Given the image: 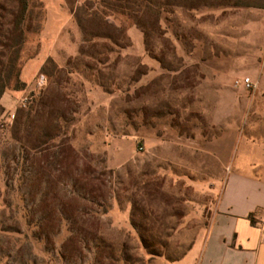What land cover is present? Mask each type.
Segmentation results:
<instances>
[{
  "label": "rangeland",
  "instance_id": "obj_1",
  "mask_svg": "<svg viewBox=\"0 0 264 264\" xmlns=\"http://www.w3.org/2000/svg\"><path fill=\"white\" fill-rule=\"evenodd\" d=\"M233 1L190 10L156 0L159 30L146 37L111 0H62L69 20L60 32L43 31L44 84L28 87L11 110L0 108V264H97L96 248L103 264H173L197 247L226 176L214 142L229 129V111L238 136L252 122L244 90L234 85L243 77H230L264 47V9ZM55 3L28 0L21 71L42 50V25ZM15 6L0 0L4 14ZM51 109L59 138L99 176L102 194L101 207H92L100 241L67 259V225L52 228L49 240L34 226L41 196L31 195L33 168L12 140L16 127L20 136L35 123L44 127L37 113ZM56 186L69 194V177ZM142 237L162 255H150Z\"/></svg>",
  "mask_w": 264,
  "mask_h": 264
},
{
  "label": "trees",
  "instance_id": "obj_2",
  "mask_svg": "<svg viewBox=\"0 0 264 264\" xmlns=\"http://www.w3.org/2000/svg\"><path fill=\"white\" fill-rule=\"evenodd\" d=\"M15 4L7 14L4 8L0 12V98L5 90L13 85L15 90H22L24 84L20 81V53L25 43L26 19L28 0H11ZM118 5L120 14L132 19L134 25L144 36L156 33L159 30V10L156 8V0H111ZM251 1V2H250ZM255 0H237L231 3L246 7H259L264 5L252 2ZM263 1L264 0H256ZM163 6L187 7L197 10L209 5V0H163ZM107 35V34H106ZM110 38L108 34L105 36ZM43 109V105L41 106ZM44 110V109H43ZM57 112V111H56ZM55 110L37 113L38 119L44 118L45 125L40 128L32 125V130H24L22 136L19 127H16L12 140L19 145L18 156L24 161L30 160L33 168V180L37 183V191L32 196H41L37 205L40 212L39 218L34 226L39 235L49 240L50 230L64 223L67 225L69 236L61 246V257L71 258L79 255L90 243L100 241L97 236V223L94 221V210L92 207H101L97 200L102 197L100 178L89 164L81 162L68 143L59 138V126L55 123L57 116ZM60 115V114H59ZM23 118L18 116V123ZM31 125V121L29 122ZM40 129V130H39ZM33 135L30 137V135ZM11 155L14 162L18 156ZM69 177L71 182L70 192L63 193L56 184ZM45 184V188L40 185ZM89 205L87 206L86 205ZM33 212V211H32ZM147 239L141 238L142 246L150 255L160 257L162 253L150 250ZM97 254V264H103L104 253L100 248ZM184 254V253H183ZM183 254L176 260L180 259ZM121 257H124L121 251ZM175 261V260H174ZM110 264V263H109Z\"/></svg>",
  "mask_w": 264,
  "mask_h": 264
},
{
  "label": "crops",
  "instance_id": "obj_3",
  "mask_svg": "<svg viewBox=\"0 0 264 264\" xmlns=\"http://www.w3.org/2000/svg\"><path fill=\"white\" fill-rule=\"evenodd\" d=\"M55 2L48 7L49 16L42 25V50L20 71L25 88L6 91L0 98L4 112L21 101L28 87L35 86V78L48 58V44L43 43L48 38L43 31L60 32L69 20L61 7L62 0ZM240 63L229 82L231 78L243 77L256 83L252 93L242 88L252 120L247 125L250 130L238 136L233 130L237 126L233 111H229L225 124L229 129L213 147L226 176L212 208L209 229L199 237L196 248L189 247L173 264H264V234L259 229L264 218V47L255 49ZM222 68L218 65L215 70L220 73ZM220 78V93H226V82Z\"/></svg>",
  "mask_w": 264,
  "mask_h": 264
},
{
  "label": "built area",
  "instance_id": "obj_4",
  "mask_svg": "<svg viewBox=\"0 0 264 264\" xmlns=\"http://www.w3.org/2000/svg\"><path fill=\"white\" fill-rule=\"evenodd\" d=\"M44 82H45V76L42 74H39L35 78V85L37 87H41L44 84ZM234 85L236 87H241L245 91L250 92V93L254 92V90L256 89V83H254L249 78H243L241 80H235ZM259 229L264 234V218H262L261 221L259 222Z\"/></svg>",
  "mask_w": 264,
  "mask_h": 264
}]
</instances>
